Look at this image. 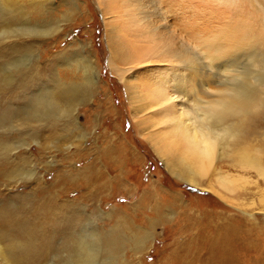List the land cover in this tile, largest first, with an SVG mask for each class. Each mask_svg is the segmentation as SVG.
<instances>
[{"label": "rangeland", "instance_id": "rangeland-1", "mask_svg": "<svg viewBox=\"0 0 264 264\" xmlns=\"http://www.w3.org/2000/svg\"><path fill=\"white\" fill-rule=\"evenodd\" d=\"M146 1L116 0L121 10L111 11L108 18L117 19L127 40L136 39L147 48L127 65V76L149 91L164 79L173 99L174 121L186 123V110L195 107L212 110L214 100L227 98L225 90H230L228 81L233 78L249 75L256 87L258 66L250 54L264 56V0ZM51 2L47 13L61 27L52 36H37L34 60L23 69L30 74L39 65V72L17 75L11 85L0 86L2 228L8 223L12 237L15 222L47 225L50 230L45 227L41 233L51 235L55 249L41 264L63 262L69 242L81 236L90 220L101 231H110L119 226L118 219L126 225L119 230L126 240L120 243L124 245L117 260L106 264H182L176 256L228 251L230 264H264V172L255 164L264 163L261 117L257 114L256 125L263 135L237 146V134L225 137L218 158L201 161L200 172L207 173L201 178L214 191L177 180L148 141L161 129L154 119L162 102L136 111L123 80L110 66L106 5L98 0ZM10 47V39L0 44V65L10 60ZM86 56L95 65L98 82L91 97L75 104L79 127L74 132L61 122H10V111L25 106L38 86H52L59 78L83 83ZM32 84L35 88L29 87ZM182 97L185 104L179 101ZM218 109L220 105L217 113ZM145 116H151L150 123H143ZM215 117L207 115L205 123ZM79 133L85 135L83 140ZM31 134L38 135L40 143ZM23 138L31 142L27 150L10 147ZM120 210L126 218L119 217ZM71 218H81L82 225L68 231ZM19 237L24 241V235ZM0 264H5L1 258Z\"/></svg>", "mask_w": 264, "mask_h": 264}, {"label": "bare ground", "instance_id": "bare-ground-1", "mask_svg": "<svg viewBox=\"0 0 264 264\" xmlns=\"http://www.w3.org/2000/svg\"><path fill=\"white\" fill-rule=\"evenodd\" d=\"M51 1L0 0V44L10 39L11 46L10 60L8 63H5L4 60L3 62L5 64L0 65V86L11 85L15 82L17 75H33L34 70L35 72H39V65L33 71H30V74H24L23 69L31 66L35 52L33 45L38 43L37 36H52L61 27V25L54 24L47 13L48 5L52 3ZM98 2L106 5L103 15L106 23L107 44L110 51L109 63L120 79L123 80L128 91L129 101L133 104L136 111H139L142 107L145 109L160 101L162 102L159 109L157 108L159 111L155 115L156 119H154V123L160 124L161 129L150 134L148 141L151 146H153L163 161L166 169L177 180L200 187L203 186L205 189L210 188L214 191L215 188L212 185H206L207 180L201 178L207 174L202 171L200 172L199 167L201 161L207 159V161L214 162L218 158V151L223 148L222 142L225 137L237 134L238 138L234 140V146H237V144H246L252 138L263 135L259 134L260 130L258 128L259 126L256 125L258 124L256 117L258 114L261 120L264 121V56L257 53L250 54L254 59V63L258 66L254 78L256 87H252L250 84L249 75L245 79L233 78L228 81L230 90H225L227 98L219 97L214 100L212 110L206 111L204 108H199L197 111V107H195L191 110H186L188 115H190L186 123L185 120L182 122L174 121L175 116L172 114L171 105L173 99L171 98V94H169V89H166L167 86L164 79H158L155 83V88L152 87V91H149L146 88H141L140 85H134L131 78L127 76V71H130L127 65L136 62L141 57L142 52L146 51L147 48L139 45L136 39L127 40L125 38L127 35L124 37L120 25L116 23L117 19L110 20L108 18L111 11H118L119 13L121 10H118L119 8L116 6L118 1L98 0ZM183 50V53H185V49ZM191 60L194 61L196 59L192 58ZM82 62L85 75V81L83 83H68L59 78L53 80L52 86H38L33 94L26 99L25 103L27 104L25 106L17 109V111L15 110V112L10 111V122H13V124L18 123L21 126L27 125L28 123L31 125L33 122H36V124L37 122L41 123V125L42 123L58 124L61 122L66 129L74 132L79 127L73 113L75 104L81 99H87L86 97L93 93L95 85L98 82L93 61L86 56ZM120 64H125V66H121ZM201 71V69L197 70V72ZM248 74H251V70L248 71ZM35 86L32 84L29 87L35 88ZM150 92H154V94H149ZM180 99L179 101L181 103H186L183 97ZM219 105L220 109H218L217 113V107ZM207 115L208 117L216 116V120L205 123ZM230 116V121L224 122ZM133 118L137 122L135 113ZM142 121L145 124L150 123L151 116H145L142 118ZM37 136L31 134L30 138L40 143L39 137ZM79 136L82 140L85 137L84 134H80ZM261 140L263 143L261 153H264V138L262 136ZM30 143L23 138L10 144V147L15 150L16 147L22 146L24 150H27ZM261 155L263 156V154ZM255 164H258L264 172V163L262 161H255ZM26 174L31 176L33 172ZM208 184H211V182L209 181ZM157 212L162 214L163 211L161 213L160 211ZM2 213L3 211L1 209V217L4 216V213ZM119 215H121L119 216L121 219L127 216L126 213L123 214V210H120ZM81 222V218H71L67 226L68 229L66 230H73ZM117 222H119L117 228L110 231H101L94 225L96 223L90 220L83 228L81 236L69 242L68 246L70 251L66 255L65 260L60 263L52 262L50 264H106L115 261L117 253L122 248L121 245H124L120 243H124L126 240L125 235L119 234V230H124L126 225H123L120 219ZM15 224L12 225L14 229L16 228L15 237L10 236V231H8L10 228L7 230V227H9L8 223L5 224V227L8 225L6 228H2V225H0L2 229L0 231L1 260L5 264H41L48 257L50 251L55 249L53 248L54 241H52L51 235L49 237V234L41 233V230L45 227L47 231L49 228L44 223L38 225V227L35 224H25L24 222H15ZM129 229L131 230L130 226ZM19 231L22 234H19ZM23 235L25 238L24 241L17 240L19 236L23 239ZM122 237L124 238L122 239ZM70 238H65L66 242ZM142 245L137 246V251L141 249ZM228 252L226 255L220 254L219 252L216 256L213 254L202 257L195 254L193 257H190V255H182L176 256V258L182 264H230L232 258L228 255ZM221 253H224V251H221Z\"/></svg>", "mask_w": 264, "mask_h": 264}]
</instances>
